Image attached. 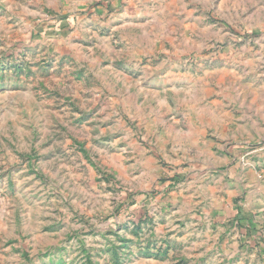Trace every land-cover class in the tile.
<instances>
[{
    "label": "rangeland",
    "instance_id": "obj_1",
    "mask_svg": "<svg viewBox=\"0 0 264 264\" xmlns=\"http://www.w3.org/2000/svg\"><path fill=\"white\" fill-rule=\"evenodd\" d=\"M0 264H264V0H0Z\"/></svg>",
    "mask_w": 264,
    "mask_h": 264
}]
</instances>
